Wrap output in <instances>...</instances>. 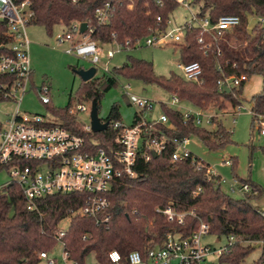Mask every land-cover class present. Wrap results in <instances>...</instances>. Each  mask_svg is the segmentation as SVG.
<instances>
[{"label":"trees","instance_id":"1","mask_svg":"<svg viewBox=\"0 0 264 264\" xmlns=\"http://www.w3.org/2000/svg\"><path fill=\"white\" fill-rule=\"evenodd\" d=\"M30 1L36 13L32 24L44 25L51 31L57 23L69 25L75 20L87 21L94 28L93 38L104 43L147 35L157 15L162 16V27H165L170 14L179 7L173 0H164L163 5L157 4L155 0H133L134 9L129 12L125 5L116 3L111 22L99 26L95 10L106 0ZM146 1L149 7L144 6ZM195 4L199 6L201 16L209 15L213 21L223 14H236L242 19V26L236 32L238 40L229 36L230 43L222 40L216 44L215 52L220 48L223 53L221 56L215 52L206 55L196 40L199 29H187L185 39L179 45L180 62H199L202 82L189 81L175 73L169 77L159 76L152 62L129 57V61L121 67L112 69L113 77L83 82L78 92L79 100L96 99L99 109L105 93L117 84L118 78L126 77L156 84L187 104L202 108L211 104L222 109L227 100L236 104L243 99L246 82L229 92H220L217 81L221 73L216 69L219 60L225 64L227 74L246 73L249 79L254 75L263 77L262 90L253 98L257 101V109L264 112V46L261 44L264 27L255 28L257 36L254 39L245 31L249 15L264 17V0H196ZM147 10L151 11L150 15L146 14ZM244 39L249 40L247 45L243 44ZM234 63H237L236 67L232 66ZM12 80L13 76L0 77V84ZM0 100H3L1 96ZM71 105L72 102L65 109L50 106L61 125L85 136L89 143L95 138L106 149L115 145L116 130L110 126L101 132L87 133L82 123L68 113ZM162 110L176 127L175 130H167L171 136H196L213 151L224 149L232 141V132L221 121H216L215 128L208 129L195 125L192 118L185 121L180 111L166 104L162 105ZM107 120L122 121L117 104L111 107ZM173 150L174 147L170 145L150 161L140 159L135 167L136 176L121 177L113 184L107 193V223L97 224L93 218L73 215L85 202V193L42 197L36 201L38 209L29 210L27 199L17 183L3 187L0 189V264H40V253L55 247L59 224L69 216L71 222L64 236L65 249L69 259L77 264H86L91 253H94L97 264H110L109 253L112 250H118L123 260L132 251H139L145 256L151 248L163 246L169 232L187 236L198 228L200 222L209 224L210 233L219 238L236 237V242L231 245L230 252L222 257V261L242 264L260 243L263 250L260 263L264 259V214L251 203L253 197L260 193L258 188L250 180L244 179L252 185V193L241 199L232 198L222 190L219 176H211L208 172L209 163L199 157L197 161L200 164H194L190 159L173 163ZM231 159V166L235 170L237 159ZM168 206L176 212L185 213L183 223L168 219L162 212Z\"/></svg>","mask_w":264,"mask_h":264},{"label":"built area","instance_id":"2","mask_svg":"<svg viewBox=\"0 0 264 264\" xmlns=\"http://www.w3.org/2000/svg\"><path fill=\"white\" fill-rule=\"evenodd\" d=\"M173 1L191 11V18L179 27L170 26V16L166 26L162 27L163 18L157 15L147 35L104 43L93 38L94 28L87 21L75 20L69 25L60 24L63 29L56 35V41L66 46V53L90 61L92 66L96 67L93 78L108 79L114 76L110 61L120 51L144 46L180 45L185 39L188 28L199 29L196 40L206 55L214 53L215 46L220 41L229 42V36L238 40L236 32L242 26L239 15L223 14L213 21L209 15L201 16L199 9L196 12L193 11V7H197L196 0ZM155 2L159 5L164 4V0H155ZM116 3L120 6L125 5L129 12L134 9L133 0H106L95 10V19L99 26H105L111 22ZM144 6L149 7V2L146 1ZM150 13V10L146 11L147 15ZM35 14L30 0H0V44L4 50L0 52V77L13 76L10 83L0 84V96L3 101L15 100L18 103V108L13 113H8L6 122H0V173L5 171L9 176V179L0 185V189L11 183H17L27 199L29 210L38 209L36 201L42 197L85 193L87 194L85 202L73 212V215L93 218L97 224L107 223L109 220V215L105 214L109 207L107 193L121 177L136 176L135 167L140 159L150 161L172 145L174 150L171 162L190 159L194 164H200V161H197L198 156L189 148L191 136H171L167 130H175L176 127L163 110L158 116H153L158 102L161 109L162 105L166 104L180 111L185 121L192 118L195 125L200 127L209 125L215 128L216 121L224 124L228 116H231L235 122V116L246 111L259 121L260 133L264 136V112L257 109V101L253 97L250 107L244 106L241 101L233 104L227 100L222 109L217 107L208 109L192 104L187 105L173 94L168 102L157 101L133 92L130 83L122 84V88L124 97L137 109L133 122L126 124L123 120L111 122L101 119L102 122L108 121V127L111 126L117 131L115 145L110 149L99 145V141L95 138L91 139L92 143H89L85 136L61 125L59 117L53 112V117L57 119L39 113L21 111L23 95L28 91L29 83L32 81L33 71L29 51L31 41L27 29L32 24ZM83 22L88 23L84 31L81 29ZM258 26L264 27V17L249 15L245 31L249 33L251 39L257 36L255 28ZM113 36L115 37V33ZM244 43L248 44L249 40L244 39ZM106 44L114 46L107 50V61L103 63L101 61L102 45ZM261 44L264 46V36L261 37ZM215 53L218 56L223 54L220 48L216 49ZM232 66L236 67L237 63ZM178 68L181 76L186 80L198 83L203 81L202 67L199 62H179ZM216 69L221 73V78L217 81L220 92L226 91V87L229 89L228 92L239 88L243 82L249 80L246 73L227 74L222 61H217ZM39 92L42 103L50 104L52 101L50 87L43 85ZM18 94L20 97L17 96ZM89 101V106L83 102L71 105L68 113L82 123L84 131L96 133L91 125L93 99ZM87 111L90 113L88 124L83 123L79 117ZM225 162L232 165L231 158ZM208 172L211 176H219V184L226 181L213 166L209 167ZM229 184L232 191H239L243 196L253 191L252 185L238 176H234ZM197 193L198 191L195 192ZM162 212L169 220L183 223L185 213L176 212L170 206ZM261 213L264 214L263 211ZM67 230L58 228L55 239L61 243L65 262L77 264L69 259L65 249L64 236ZM206 237H216L218 241L222 239L224 241L215 245L204 242ZM234 242H236L235 236L219 238L210 233L209 224L202 222L198 229L187 236L179 232H169L164 245L151 248L145 256L139 251H132L123 260L118 250H112L109 253V262L110 264H229L222 261V257L230 252ZM40 258L47 264H58L57 260L50 255V251L41 252ZM66 264L69 263L66 262Z\"/></svg>","mask_w":264,"mask_h":264},{"label":"rangeland","instance_id":"3","mask_svg":"<svg viewBox=\"0 0 264 264\" xmlns=\"http://www.w3.org/2000/svg\"><path fill=\"white\" fill-rule=\"evenodd\" d=\"M199 7H193L196 12ZM191 18V11L183 5H179L170 14V26L179 27ZM60 24H55L51 29H47L44 25L30 24L27 32L30 38V57L32 63V81L29 83L28 91L23 95L20 109L26 113H39L49 118L53 117L51 107L55 109H65L69 103L76 105L77 102H83L89 106L88 99L79 100L78 92L83 85V80L78 73L81 69H87L92 66L88 60L78 58L75 55L68 54L65 51V45H60L56 41V35L62 31ZM244 45H247L243 42ZM114 45H102L103 55L101 61H107V50ZM129 57L133 59H144L153 63L155 73L159 76L169 77L171 74H179L181 72L178 64L181 61L180 46L170 44L164 47L144 46L132 50H123L115 55L110 61V68L121 67L129 61ZM130 83L132 91L141 95L148 96L157 101L168 102L171 100V94L164 88L156 84H148L136 78L120 77L117 84L105 93L101 98L99 107V116L101 119H107L111 107L117 104L120 109L121 117L124 123L131 124L136 115L137 109L132 106L123 95L122 84ZM43 85L50 87V95L52 101L50 105H45L41 101L39 89ZM263 87V77L261 75L252 76L245 85L243 99L244 106H251V99L254 95L260 93ZM17 96L20 97V94ZM185 103V102H184ZM188 105V104H187ZM51 106V107H50ZM18 108L15 100H0V122L5 123L8 119V113H13ZM205 108H213L211 104ZM161 106L156 104L153 116L161 113ZM80 119L83 123H90L89 111L82 113ZM236 121L233 122L232 117L228 116L224 120V124L231 130L232 141L221 150H210L199 138L191 136L190 150L199 158L213 166L221 175L225 182H222V190L232 198H244L239 191H232L229 181L238 176L241 179H248L258 188L260 193L253 197L251 203L254 207L264 212V136L260 133V123L254 119L251 113L243 111L237 114ZM205 128L213 127L205 125ZM235 157L237 165L235 170L228 165L225 160ZM9 179L5 171L0 173V185ZM71 222V217L63 219L59 228L67 230ZM202 222L199 223V226ZM198 226V228H199ZM197 228V229H198ZM224 239L218 241L216 237H206L204 242H210L218 245ZM259 247L246 257L242 264H264V259L259 263L263 250ZM50 255L55 258L58 264H72L63 258V249L61 243L57 242L55 247L50 250ZM40 264H47L42 260ZM86 264H96L94 253H91Z\"/></svg>","mask_w":264,"mask_h":264},{"label":"water","instance_id":"4","mask_svg":"<svg viewBox=\"0 0 264 264\" xmlns=\"http://www.w3.org/2000/svg\"><path fill=\"white\" fill-rule=\"evenodd\" d=\"M88 26L87 22H83L81 25L82 31L86 30ZM80 74L82 80L84 82L91 80L95 74H96V67L91 66L87 69H81L78 71ZM226 91H228V87L225 88ZM91 125H92V130L94 132H101L108 127V121L102 122L101 118L99 116V109H98V103L96 99H93L92 101V112H91ZM260 243H258L255 247H259Z\"/></svg>","mask_w":264,"mask_h":264}]
</instances>
